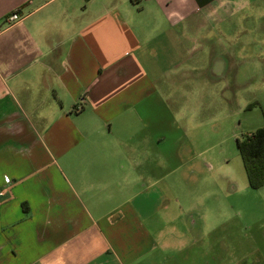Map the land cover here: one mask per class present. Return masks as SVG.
Instances as JSON below:
<instances>
[{
  "label": "crops",
  "instance_id": "crops-1",
  "mask_svg": "<svg viewBox=\"0 0 264 264\" xmlns=\"http://www.w3.org/2000/svg\"><path fill=\"white\" fill-rule=\"evenodd\" d=\"M222 123L264 125V0H0V264H264Z\"/></svg>",
  "mask_w": 264,
  "mask_h": 264
},
{
  "label": "trees",
  "instance_id": "trees-1",
  "mask_svg": "<svg viewBox=\"0 0 264 264\" xmlns=\"http://www.w3.org/2000/svg\"><path fill=\"white\" fill-rule=\"evenodd\" d=\"M249 105L248 107H250ZM236 146L251 188L264 185V125L236 140Z\"/></svg>",
  "mask_w": 264,
  "mask_h": 264
},
{
  "label": "rangeland",
  "instance_id": "rangeland-1",
  "mask_svg": "<svg viewBox=\"0 0 264 264\" xmlns=\"http://www.w3.org/2000/svg\"><path fill=\"white\" fill-rule=\"evenodd\" d=\"M227 124L222 123L221 131L219 135L221 139V144L216 145L212 150L213 152H215L212 154L213 157H217L216 155H220V156L217 157L216 160H214L213 158L207 157L206 161H210L214 164H216L217 162H221L223 166L230 165L233 169H238L240 172H242L244 170L243 169L244 167H243L242 160L237 150L236 139L241 138L243 134L247 133L246 130H252V129H242V127H237V129H234L233 132L235 133V135H233L230 132L231 129H230L229 123ZM251 124L253 126V123ZM255 198H256L255 200H261L264 197L262 194H259L255 196ZM255 205H258V204H255ZM260 206L256 207L255 214L259 216H264V208L262 207L261 204ZM258 234L260 236L261 235L263 236V234L260 231H258ZM243 242H245V240Z\"/></svg>",
  "mask_w": 264,
  "mask_h": 264
},
{
  "label": "built area",
  "instance_id": "built-area-1",
  "mask_svg": "<svg viewBox=\"0 0 264 264\" xmlns=\"http://www.w3.org/2000/svg\"><path fill=\"white\" fill-rule=\"evenodd\" d=\"M23 17H24V15L21 12H19L18 10L13 11V12H11L9 15H7L4 18V23L3 24L5 26L12 25L13 23H16V22L20 21ZM5 180H6V182H8L7 178ZM1 194H2V192L0 191V195Z\"/></svg>",
  "mask_w": 264,
  "mask_h": 264
}]
</instances>
